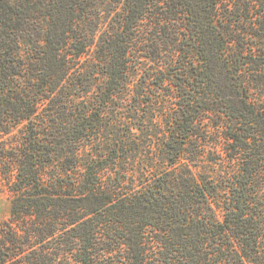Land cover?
I'll use <instances>...</instances> for the list:
<instances>
[{
    "label": "trees",
    "instance_id": "16d2710c",
    "mask_svg": "<svg viewBox=\"0 0 264 264\" xmlns=\"http://www.w3.org/2000/svg\"><path fill=\"white\" fill-rule=\"evenodd\" d=\"M9 141L0 264H264V0H0Z\"/></svg>",
    "mask_w": 264,
    "mask_h": 264
},
{
    "label": "rangeland",
    "instance_id": "374dc122",
    "mask_svg": "<svg viewBox=\"0 0 264 264\" xmlns=\"http://www.w3.org/2000/svg\"><path fill=\"white\" fill-rule=\"evenodd\" d=\"M11 141L6 143H0V152L2 149L5 150V147H9ZM15 168L14 166L5 164L3 160L0 159V220L6 219L10 216L11 213V204H12V197L11 192L9 189L4 185L5 177L10 173H14ZM13 175V174H12Z\"/></svg>",
    "mask_w": 264,
    "mask_h": 264
}]
</instances>
